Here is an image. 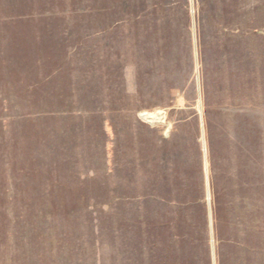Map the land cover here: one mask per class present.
<instances>
[{
  "label": "rangeland",
  "instance_id": "obj_1",
  "mask_svg": "<svg viewBox=\"0 0 264 264\" xmlns=\"http://www.w3.org/2000/svg\"><path fill=\"white\" fill-rule=\"evenodd\" d=\"M219 1L203 12L196 0H0V264H205L180 237L202 227L194 184L211 264L218 246L223 264H264V0L227 14ZM183 2L190 50L183 17L168 56L153 19L120 21L164 3L181 17ZM206 117L217 184H239L245 126L262 155L243 202L224 194L237 208L219 235ZM166 184H184L183 228L165 227Z\"/></svg>",
  "mask_w": 264,
  "mask_h": 264
},
{
  "label": "trees",
  "instance_id": "obj_2",
  "mask_svg": "<svg viewBox=\"0 0 264 264\" xmlns=\"http://www.w3.org/2000/svg\"><path fill=\"white\" fill-rule=\"evenodd\" d=\"M236 2H233L232 0H220L219 3L221 5V13L223 14H227L230 10L233 4L237 3L238 1L235 0ZM197 4L200 6V10H202L203 12H207V10H209V5H210V0H196ZM164 7H162L161 9H154L153 11H148L146 14H144V17H140V16H136L134 18H123L120 19V21H124L126 22V20L131 21V20H135L136 22H143L144 18H146V24H148L150 22L151 19H153V23L151 26H154L155 28H160V33L157 35L158 41L161 42L160 45V54L164 55V56H168L171 52H170V44L172 42V38H173V31H172V27L174 22L176 21V19H180V21L178 20V22L180 23L182 20V17L185 18L186 23L183 25H180V29L185 30V34L184 36H187V47L192 46V36H191V21H190V9L187 8V6L183 3V8L180 11L181 13V17H176L177 12L179 11V7L178 9H175L176 7H173L169 4L164 3ZM185 5V6H184ZM182 6V5H181ZM202 6V7H201ZM210 14V13H209ZM220 19H222V17L220 16ZM129 23V22H128ZM178 23V24H179ZM176 25H178L177 23H175ZM219 26H222L225 28V26L222 23H219ZM147 29V35H148V30H149V25H147L146 27ZM156 30V29H155ZM151 33V32H150ZM212 122L209 121L206 117V129H207V135H208V150H209V157L211 159V187H212V206H213V217H214V231L215 233L219 235V227L220 224L223 223V221L226 219L227 215L229 214H233L234 210L237 208L233 207V205L230 203L226 204L225 201V197L224 194L226 193V195L229 197H231V199L233 200L235 198V196H239V201L243 202V200L245 199V194H246V190H251L248 189L246 187V185L251 184L252 187L253 185H255L258 181L257 179V167L258 164L260 165L261 161L260 158H262L261 156H256L255 152L252 151L251 149L249 150V145L248 142H254L257 143L258 141V137H254V135H252V132H250V125L245 126L244 129H247V133L249 134L250 138H247L245 136L244 141L239 142L241 145L239 146L238 150L239 152L242 153V157L244 158V154L248 156V158H244L246 159V163H245V168L243 167V169L240 170V179H239V184H217L220 176H217V173L215 171V162H216V152H217V145L215 144V138H214V134H213V126H211ZM236 142V139L234 140ZM199 142H198V147H197V151H199V161L200 163H202V153H201V145L199 146ZM231 143H228V145L226 146L227 151L229 152L230 149H232L233 151V146L229 145ZM236 144H238V142H236ZM248 145V147H245V145ZM256 146V145H254ZM244 149V150H243ZM247 149V150H246ZM233 153V152H232ZM231 153V154H232ZM246 157V156H245ZM253 157V159L251 158ZM166 163L169 165L171 162L168 161V158H165ZM200 169V168H199ZM261 184L262 180H261ZM196 189H197V196L194 197V199L192 201H194L196 203V207L201 208L202 212L201 213V223H202V227H200V229L196 230L197 235L195 236L192 235L189 231L187 230V233L185 234L184 232L181 234V241L182 243H185L187 241L190 242L191 245H193L196 248L199 249V252H201L202 254V258H204V262L205 264H211L212 260H211V244H210V233H209V227H208V221H207V214L206 211H204V204L202 203V200L204 199V197L202 196V190H204V184H194ZM225 186V187H223ZM178 189L177 190L175 189ZM166 189H167V193H166V203H167V208H166V213L164 214V223H165V227L167 229H171L174 226V223H178L182 228L185 226V221H186V213L188 210V205L186 202L187 200H185V192H184V184H178V187H175L173 184H166ZM176 194H183V198L179 197L176 195V198L173 197V195ZM252 194V196L256 193L254 190L252 192H250ZM199 195V196H198ZM204 195V194H203ZM261 196L264 197V184H263V193L261 194ZM264 201V199H263ZM226 206H228L229 210L228 213H225L226 210ZM262 208V207H261ZM178 213L179 215V220L178 221H174V214ZM249 212V211H248ZM247 215L248 217L250 216V212ZM184 219V220H181ZM244 218V217H243ZM163 222V221H162ZM162 222H160V224H162ZM163 223V225H164ZM244 226L245 223L243 224V226L239 223V228H241V230H244ZM181 228V230H183ZM184 231V230H183ZM264 231V229H263ZM173 232H175L174 230H172V237L173 239H175V237L179 236L177 234H173ZM223 240V239H222ZM173 242H170V244L166 243L167 245H172ZM227 244V242H225ZM166 244L164 245V247L166 246ZM236 244L238 246L241 245H245L244 240H237ZM161 245V244H160ZM167 251V250H166ZM221 248L218 246L217 250H216V256H217V261L218 264H223L220 261L219 258V254H220ZM197 258V259H196ZM194 256V258H192L189 261L191 264H194L196 262H198L199 260L201 261V258H198ZM187 262V260H185ZM184 261V263H185Z\"/></svg>",
  "mask_w": 264,
  "mask_h": 264
}]
</instances>
